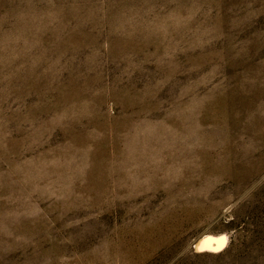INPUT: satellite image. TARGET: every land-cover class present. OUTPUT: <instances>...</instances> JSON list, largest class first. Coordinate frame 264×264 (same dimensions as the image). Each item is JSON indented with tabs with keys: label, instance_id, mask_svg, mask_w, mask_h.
Here are the masks:
<instances>
[{
	"label": "rangeland",
	"instance_id": "1",
	"mask_svg": "<svg viewBox=\"0 0 264 264\" xmlns=\"http://www.w3.org/2000/svg\"><path fill=\"white\" fill-rule=\"evenodd\" d=\"M0 264H264V0H0Z\"/></svg>",
	"mask_w": 264,
	"mask_h": 264
},
{
	"label": "bare ground",
	"instance_id": "2",
	"mask_svg": "<svg viewBox=\"0 0 264 264\" xmlns=\"http://www.w3.org/2000/svg\"><path fill=\"white\" fill-rule=\"evenodd\" d=\"M226 235H205L198 240L196 248L199 252H220L227 244Z\"/></svg>",
	"mask_w": 264,
	"mask_h": 264
},
{
	"label": "water",
	"instance_id": "3",
	"mask_svg": "<svg viewBox=\"0 0 264 264\" xmlns=\"http://www.w3.org/2000/svg\"><path fill=\"white\" fill-rule=\"evenodd\" d=\"M196 249V248H195Z\"/></svg>",
	"mask_w": 264,
	"mask_h": 264
}]
</instances>
